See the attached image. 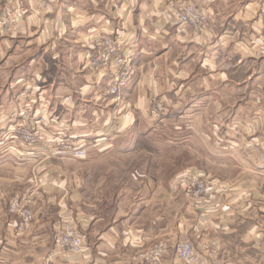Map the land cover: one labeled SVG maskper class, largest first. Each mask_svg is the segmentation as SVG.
I'll list each match as a JSON object with an SVG mask.
<instances>
[{
  "label": "crops",
  "instance_id": "0c3cea01",
  "mask_svg": "<svg viewBox=\"0 0 264 264\" xmlns=\"http://www.w3.org/2000/svg\"><path fill=\"white\" fill-rule=\"evenodd\" d=\"M190 1L209 10L208 31L166 17ZM9 4L25 14L0 32V133L27 123L12 114L30 99L52 130L97 146L78 160L4 143L0 264H152L155 246L165 248L159 264H181L186 239L198 264H264V0H0ZM101 34L135 54L121 106L107 94L113 72L90 65ZM157 102L165 112L152 124ZM164 147L206 180L203 198L170 192ZM21 196L36 198L26 229L9 210ZM69 226L80 254L57 247Z\"/></svg>",
  "mask_w": 264,
  "mask_h": 264
},
{
  "label": "built area",
  "instance_id": "2783aa9c",
  "mask_svg": "<svg viewBox=\"0 0 264 264\" xmlns=\"http://www.w3.org/2000/svg\"><path fill=\"white\" fill-rule=\"evenodd\" d=\"M23 14L21 9H13V11L6 9L1 16V24L8 23L9 26L16 24L21 20ZM166 17L173 25L191 26L197 33H204L210 28L211 16L209 10L201 2L171 4L166 11ZM122 47L123 45L115 38L108 34H101L96 39L94 54L90 57V65L95 71L107 72L111 70L113 72L107 82V94L114 97L118 106L123 103V90L130 85L136 75L135 54L132 52L119 54ZM164 112L165 106L162 102L154 104L150 110L152 124H155ZM25 115L24 119L27 120V123L18 124L14 131L16 138L27 147L38 148L42 146L44 150H51L54 145H58L61 149L73 152L75 157L83 158L86 156V151L78 148L77 145L52 142L53 136L48 131L49 125L44 117L36 120V114L32 115L27 112ZM14 117L20 118L21 116L20 114H14ZM174 190H183L196 198H200L206 194L208 184L198 173L187 171L177 176ZM35 199L33 196L17 197L10 204V212L19 217L21 229H26L34 221L33 206ZM58 245L73 254H80L84 248L83 237L74 228L68 227L58 238ZM164 253L165 248L163 246H156L152 253L154 260H160ZM177 256L188 264H195L197 261V254L193 245L188 242L179 244Z\"/></svg>",
  "mask_w": 264,
  "mask_h": 264
},
{
  "label": "rangeland",
  "instance_id": "374dc122",
  "mask_svg": "<svg viewBox=\"0 0 264 264\" xmlns=\"http://www.w3.org/2000/svg\"><path fill=\"white\" fill-rule=\"evenodd\" d=\"M190 2H200V1H190ZM182 3H188V2H182ZM182 3H180V4H182ZM6 9H10V10H12L13 11V9L14 10H17V9H21L22 10V12L25 14V11H24V8L23 7H21V6H18L17 4H15V5H13V4H9V5H7V6H3V7H0V32L2 31V30H4V31H10V30H13L14 28H16L17 26H18V24H19V22L21 21H19V22H17L16 24H13V25H11V26H9V24L7 23V24H1L2 23V21H1V19H2V15H3V12L6 10ZM23 14V15H24ZM112 37V36H111ZM32 94V93H31ZM123 94V93H122ZM123 98V97H122ZM29 101H27V102H24V103H22V104H19V107H17V109L15 110V114H20V118H25V114L28 112V113H31L32 115L33 114H36L37 115V118H36V120H38V119H40V118H42V117H45V115L42 113H39L40 111L37 109V107H38V104L37 103H33L32 101H30V99H28ZM14 113L12 114L13 116H14ZM26 122H27V120L26 119H24ZM45 120H46V122L48 123V125H49V133L53 136V140H52V142H54V143H64V144H69V145H77L78 146V148H81V149H84L85 151H86V156L85 157H83V158H78V157H75L74 156V154H73V152H71V151H69V150H65V149H61V147H58V145H54V148L53 149H55L56 151H57V154L58 153H61V154H65V155H67V156H69V157H72V158H74V159H78V160H85V159H90V158H93L94 156V154L96 153V152H94V150H95V147L97 146V142H95L93 145H87V144H81V143H79L77 140H75V139H73V137H71L70 136V134H69V130H52L54 127L53 126H55L56 124H55V121L54 120H48L47 118H45ZM19 121H22V119H19ZM23 123V122H22ZM167 125V124H166ZM169 125V124H168ZM170 126V125H169ZM148 127V126H147ZM154 127H156V126H154ZM163 128H165L166 130H168V132L170 133V134H164L165 135V137L167 138V137H169L170 136V140H169V138H167L168 139V141L170 142V144L173 142V140H172V134H171V129H169L168 127H163ZM160 129V130H165V129ZM158 130V129H157ZM159 130V131H160ZM62 135V136H61ZM65 136V137H64ZM131 137V136H130ZM156 138V134L154 135V136H147V137H144V139H142L143 141L142 142H144V143H155V139ZM132 141H134V139L132 140ZM44 142H45V140H44ZM168 142V143H169ZM4 143H7V145L9 146V144H10V146L9 147H11V149L12 150H16V152H21L22 154L23 153H27V155H31L33 152H31V150H28L29 148L25 145V144H23L19 139H17L16 138V133H15V131H14V129L13 130H10V132H6V133H4V132H1L0 133V152H4V149H3V145H4ZM9 147H8V149H9ZM38 150H40V152L39 151H36L35 153L38 155H40V154H50L51 153V151H52V149L51 150H43V149H38ZM164 150L165 151H160L159 152V154H163V159H162V161H159V160H157V164H159V166H160V163H163V165L165 166V171H166V175H169L170 177H171V179H172V181L170 182V184H169V190H170V192L172 193V194H178V193H181L182 194V196H184V197H186V198H189V199H201V198H203L204 196H205V194H204V196H202V197H200V198H196V197H194V196H192L191 194H188L186 191H183V190H177V191H175L174 190V184H175V180H176V178H177V176L178 175H180L181 173H184V172H187V171H189L188 169H189V167H180L179 166V164L176 162V160L174 159V155L176 154V152L177 151H174L173 149H172V147L171 148H167V147H164ZM14 152V151H13ZM52 153H54V152H52ZM137 153H138V155H140V154H142V155H144V152H139V151H137ZM151 153H153V152H151ZM178 153V152H177ZM146 154H147V152H146ZM149 156H151L150 154H149ZM148 156V157H149ZM34 163H37V162H34ZM22 165V164H21ZM181 172V173H180ZM22 197V196H21ZM16 197H14V198H12L11 200H10V202H9V210H10V204H11V202L13 201V199H15ZM167 211V213L168 214H171L172 213V209L171 208H169L168 210H166ZM69 227H72V226H69ZM73 228V227H72ZM184 242H188V243H190V244H192V242H190V241H188L187 239L186 240H182V241H180L177 245H176V248H175V254H176V257H177V259L181 262V264H188L187 262H184V261H182V260H180L179 258H178V256H177V247L179 246V244H181V243H184ZM193 245V244H192ZM57 247H58V249H61V250H67V249H62L59 245H58V242H57ZM156 248V246L149 252V257H150V260H151V262H152V264H159L160 262H161V260H162V258L164 257V255H165V253H164V255H163V257L162 258H160V260H158V261H155L154 260V258H153V255H152V253H153V250ZM193 248H194V246H193ZM194 250H195V252H196V254H197V261H196V263L195 264H198V262H199V256H198V253H197V251H196V249L194 248ZM68 252H70L69 250H67Z\"/></svg>",
  "mask_w": 264,
  "mask_h": 264
}]
</instances>
